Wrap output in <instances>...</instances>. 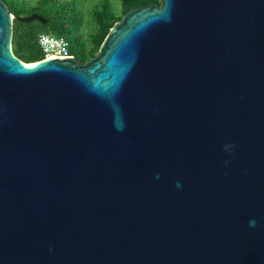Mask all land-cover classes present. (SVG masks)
Returning <instances> with one entry per match:
<instances>
[{"label": "water", "instance_id": "obj_1", "mask_svg": "<svg viewBox=\"0 0 264 264\" xmlns=\"http://www.w3.org/2000/svg\"><path fill=\"white\" fill-rule=\"evenodd\" d=\"M159 1L24 63L0 0V264H264V0Z\"/></svg>", "mask_w": 264, "mask_h": 264}, {"label": "trees", "instance_id": "obj_2", "mask_svg": "<svg viewBox=\"0 0 264 264\" xmlns=\"http://www.w3.org/2000/svg\"><path fill=\"white\" fill-rule=\"evenodd\" d=\"M75 0L57 2V0H40L39 6H56L57 10L52 12L43 9L41 15L47 19L46 23L33 20L22 22L13 19L12 51L24 63H34L44 59L43 53L38 44V35L48 33L55 36H63L69 43L71 55H74L79 62H85L94 56L106 35L114 23L119 20L129 9L143 6L149 3H160L159 0H120V11H115L108 0L101 1L95 8L93 17L95 28L89 31L87 39H81L80 28L82 22L79 21L74 10ZM6 2V1H5ZM9 11L16 17L23 14L15 8L13 1L6 2ZM36 12L33 7L29 13Z\"/></svg>", "mask_w": 264, "mask_h": 264}, {"label": "rangeland", "instance_id": "obj_3", "mask_svg": "<svg viewBox=\"0 0 264 264\" xmlns=\"http://www.w3.org/2000/svg\"><path fill=\"white\" fill-rule=\"evenodd\" d=\"M6 2H11L13 1V5L15 8L19 9L20 12L25 16V15H29L31 13H29V11L35 7L36 8V12L33 13H37L40 14L43 13V9H49L52 12H55L57 10L56 6H50V7H36L39 6V2L40 0H4ZM67 0H57V2H64ZM104 0H75L74 2V10L75 13L77 14V17L79 19V21L82 22V27L80 28V33H81V39L85 40L87 39V34L89 31H93V29L95 28V20L93 17V13L94 10L96 8V6ZM113 9L115 11H120L121 8V3L120 0H108Z\"/></svg>", "mask_w": 264, "mask_h": 264}, {"label": "built area", "instance_id": "obj_4", "mask_svg": "<svg viewBox=\"0 0 264 264\" xmlns=\"http://www.w3.org/2000/svg\"><path fill=\"white\" fill-rule=\"evenodd\" d=\"M37 41L43 53L44 59L71 56L69 43L63 36L40 33Z\"/></svg>", "mask_w": 264, "mask_h": 264}, {"label": "clouds", "instance_id": "obj_5", "mask_svg": "<svg viewBox=\"0 0 264 264\" xmlns=\"http://www.w3.org/2000/svg\"><path fill=\"white\" fill-rule=\"evenodd\" d=\"M253 224H254V222H253Z\"/></svg>", "mask_w": 264, "mask_h": 264}]
</instances>
